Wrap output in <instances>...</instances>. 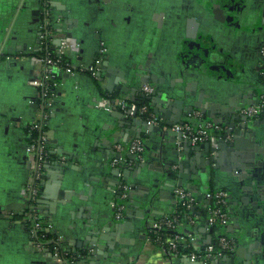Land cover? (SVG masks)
<instances>
[{
    "label": "crops",
    "instance_id": "crops-1",
    "mask_svg": "<svg viewBox=\"0 0 264 264\" xmlns=\"http://www.w3.org/2000/svg\"><path fill=\"white\" fill-rule=\"evenodd\" d=\"M229 1L51 0V29L76 44L67 61L89 67L102 45L107 57L96 78L76 71L56 79L47 109L40 89L30 85L42 74L44 4L0 0V264H55L46 251L30 249L27 232L15 222L31 182L30 125L43 112H49L45 143L55 158L44 164L38 204L52 233L79 257L77 264H196L187 257L170 261L146 244L150 222L176 213L173 192L180 177L182 187L194 193L224 190L231 198L237 248L221 264H264V114L248 135L239 133L233 120L264 90L258 76L264 0ZM147 72L166 122L188 121L197 105L210 116L225 112L223 127L231 124L236 130L234 145L211 142L210 148H217L214 162L202 161L198 168L193 154L179 158L174 152L177 137L165 122L160 132L148 134L96 108L102 98H140L139 82ZM138 137L144 143V168H131L126 177L131 199L118 222L113 211L117 177L109 162L116 144L127 146ZM237 160L245 163L240 176L231 172ZM206 216L205 207H199L197 228L184 229L203 243L215 236L199 233Z\"/></svg>",
    "mask_w": 264,
    "mask_h": 264
},
{
    "label": "built area",
    "instance_id": "built-area-1",
    "mask_svg": "<svg viewBox=\"0 0 264 264\" xmlns=\"http://www.w3.org/2000/svg\"><path fill=\"white\" fill-rule=\"evenodd\" d=\"M44 4V20L40 25L39 41L44 55H40L38 60L42 66V74L39 79L30 82L31 86L40 89L42 97L46 101V108L50 109L54 99L53 90L57 86L58 77L63 73L74 74L76 71H84L96 78L99 74L101 64L106 55V48L102 45L98 56L89 67H74L65 58L71 54L76 44L71 37L63 33L49 29V12L51 0H41ZM57 43V47L51 49L50 46ZM1 59V52H0ZM141 95L150 98L153 94V87L149 84H142ZM96 108L105 113L120 112L129 118L143 121L147 126H158L162 123V119L158 118L151 109L146 105H139L132 97L122 96L111 100L110 98H102L96 104ZM264 100L260 99L257 103L241 107L239 115L248 122L256 121L263 113ZM49 112H43L38 120L30 125L32 132L42 131L40 136L31 139L28 153L32 157V174L31 182L27 188L24 221L30 223L29 233L33 249L37 252H43L47 248L42 243L39 234L45 230L51 238L46 242L54 244L51 255L56 264H65L63 258V250L65 245L60 236L52 233L51 226L45 221L38 200L40 196V187L43 183L44 172L42 170L45 163L53 160L44 138V123ZM171 131L178 136V151L182 150L181 144L186 142L192 147L205 143H211L215 140L223 142H231L232 136L226 133V128L206 119L200 111L191 114L188 121L181 124H174ZM115 156L110 160L109 164L117 177V198L113 205L115 221H122L127 209V203L130 200L131 188L124 177V168L133 167L134 163L127 160L126 156H134L140 162H144V143L142 139H133L127 146L116 144L114 146ZM60 164L65 165L64 157H56ZM177 211L171 216L157 218L150 222L149 231L146 237L148 247L153 246L159 248L167 259L170 261L179 259L180 251L189 249V253L184 256L197 264H215L223 259L227 254L235 250L236 240L234 235L228 231L230 216L228 213L229 197L222 190L209 192L204 194V201L209 203L206 206L207 220L205 222V230H216V235L209 242H202L197 236L193 235L190 228L196 227L195 214L192 210L200 206L199 201L193 192L187 188L177 187L173 192ZM202 205L204 207L206 205ZM182 209V213H178V209ZM188 228L187 231H184ZM162 232L152 240L150 233L156 234ZM79 258V257H78Z\"/></svg>",
    "mask_w": 264,
    "mask_h": 264
},
{
    "label": "water",
    "instance_id": "water-1",
    "mask_svg": "<svg viewBox=\"0 0 264 264\" xmlns=\"http://www.w3.org/2000/svg\"><path fill=\"white\" fill-rule=\"evenodd\" d=\"M59 33L65 34L64 32H59ZM65 35L68 36L67 34H65ZM68 37H70V36H68ZM144 75H145V77H143V75L141 76V80H140L139 83H142V84H151L154 87V89H155L153 79L151 78V76H149V73L147 72ZM155 94L156 93L154 91V93L150 97V104H151L152 112L158 118L162 119V122L163 123L165 122L167 126H170L169 132H172L171 131V127L174 124H181V123H179V122H172V123L166 122V120L164 119V117L161 116L160 111L157 110V107H156L157 102H156V100H154ZM140 97H143V95H140ZM195 109L198 110V111H200L206 119H209L210 121H212L214 123H219L221 125L224 124L223 116L225 115V112H221V111H219V112H213L214 115L213 116H210L205 111V108L203 106H201V105H197L195 107ZM229 113L232 115L231 112H229ZM235 114L236 115L233 118V120H236V122H234V126L236 127V129H237V131L239 133H244V134L246 133L248 135L249 134V131H250V126L251 125H256L257 126L258 123L261 121V120H258V121L248 122L246 119H244L243 117H241L238 112H235ZM110 115L111 116L112 115H118L120 118H124L127 121V123H130L133 126H142L143 127V130H145L148 134H151L153 132H160L161 131V126L160 125L154 126V127L153 126H147L145 124V122L139 121V120H135L133 118H129L128 116H126V115H124V114H122V113H120L118 111L113 112ZM234 126L230 124V126L228 127L229 133L230 134H233V135H235V132H236V130L234 129ZM173 134L177 137L176 140L178 141V136L175 133H173ZM176 140L174 141L175 143H176ZM234 142H235V138L233 137L231 142L224 143L222 141H219L217 143H222V144L230 147V146H233L234 145ZM181 147H182V150L181 151H178V146L177 145L174 147V152L177 154V156L179 158H183L184 156H188L189 154H193L194 155V158L192 160L195 162V164L197 165L196 167H198V168L200 167L199 165H201L202 161H204L207 165H211V163L214 162L215 152L217 151V148H215V149L210 148V143H205V144H201V145L192 147L188 143L184 142V143L181 144ZM133 160H136V159L134 158ZM136 161H137V163L132 167V168H135V172H137L138 169L144 168V165H141V163H139L138 160H136ZM241 161L242 160H237L238 165H234V166L231 167V170L232 171L233 170H237V173H240V174H238V176L242 175L241 174L242 173V170L241 169H242V166L245 165V163L244 164H240ZM112 172L116 176V172L115 171H112ZM132 172H134L133 169H132ZM128 173H131V169H128V170H125L124 171V177L125 178L127 177ZM180 179L181 180H180L179 184L177 185L178 187H182L183 186L182 180H184V178H181L180 177ZM185 180H186V184L190 185V183H191L190 182V179L187 178ZM131 191H132V188H131ZM194 194L197 196V193H194ZM130 199H131V197H130ZM197 199L200 200L201 199L200 196H197ZM232 222H233V219H232ZM205 232H206L205 229H203L201 232L199 231V233H205ZM229 232L233 234L232 226L229 228ZM88 251H90V254L89 255H90L91 259H93L95 261V258H96L95 252H93V248L91 247V245H89ZM223 259H225V258H223Z\"/></svg>",
    "mask_w": 264,
    "mask_h": 264
},
{
    "label": "flooded vegetation",
    "instance_id": "flooded-vegetation-1",
    "mask_svg": "<svg viewBox=\"0 0 264 264\" xmlns=\"http://www.w3.org/2000/svg\"><path fill=\"white\" fill-rule=\"evenodd\" d=\"M230 3H228V4H231L232 2H233V0H231V1H229ZM263 16H264V12H263ZM49 18H51V14H50V12H49ZM263 23H264V20H263ZM52 27L49 25V29H51ZM52 30V29H51ZM40 29H39V35H40ZM40 42V41H39ZM258 55H259V66H258V76H259V78H260V80H261V82H262V84H263V86H264V44H262L261 46H260V48H259V52H258ZM107 57V50H106V55H105V57H104V59ZM103 59V60H104ZM103 63V62H102ZM102 65V64H101ZM149 85H151V84H149ZM152 86V85H151ZM153 87V86H152ZM153 90L155 91V89H154V87H153ZM141 91V90H140ZM154 91H153V93H154ZM150 99V98H149ZM260 99H262V100H264V90L262 91V93H259L258 94V101L260 100ZM135 100H137V99H135ZM150 109H151V104H150ZM151 111H152V109H151ZM195 111H198V110H194V112ZM263 114H264V110H263V113H262V115L256 120V121H258V120H260V118L263 116ZM209 120V119H208ZM253 122V121H252ZM222 127H223V125H221ZM31 128V127H30ZM226 128V127H225ZM42 131H37V132H32L31 131V136H33V137H35V136H40V133H41ZM36 133V134H35ZM226 133L228 134V135H231L232 136V138L234 137V135L233 134H230L229 133V130H228V128H226ZM141 139V138H140ZM217 141H220V140H217ZM223 142V141H222ZM224 143H228V142H224ZM48 149V148H47ZM48 152H50L49 151V149H48ZM145 152V151H144ZM126 158H127V160H129V161H131V158H135L136 160H138L136 157H134V156H126ZM136 160H134V161H131V162H133L134 163V165L137 163V161ZM136 161V162H135ZM139 161V160H138ZM139 163H142V162H140L139 161ZM133 165V166H134ZM44 167V166H43ZM132 168V167H131ZM131 168H124V171L125 170H128V169H131ZM42 170H43V168H42ZM44 172V171H43ZM233 172V174L235 175V176H238V174H240V173H237V170H233L232 171ZM31 174H32V170H31ZM31 174H30V177H31ZM43 179H44V177H43ZM126 182H127V179H126ZM128 183V182H127ZM42 185V184H41ZM128 185H129V183H128ZM29 186V185H28ZM28 186H27V188H28ZM130 186V185H129ZM130 188H131V186H130ZM216 191H219V190H213V191H211V190H207V191H205L204 193H203V195H201V194H197V196H200V200H198L199 201V204H200V206L199 207H202V205H204L206 202L204 201V194H206V193H209V192H216ZM222 191H224V190H222ZM26 193H27V189H26V191H25ZM224 192H226V191H224ZM227 193V192H226ZM194 194V193H193ZM228 194V193H227ZM195 195V194H194ZM196 196V195H195ZM197 196H196V198H197ZM228 197H229V208H228V213H229V216H230V223H229V226H228V231H229V228L232 226V213H231V201H230V196H229V194H228ZM130 201V200H129ZM38 202H39V200H38ZM39 205V204H38ZM209 205V203H206V205L204 206L205 207V210H206V206H208ZM199 207L198 208H196V209H194V210H192V213L193 214H195V216H196V211L199 209ZM25 208V207H24ZM23 208V210H22V212H21V216L20 217H16L17 218V220H15V222H18L19 224H21L23 227H24V229H25V231L27 232V234H28V238H29V243H30V249L31 250H33V251H35L34 249H33V246H32V242H31V237H30V233H29V227H30V223L29 222H27V221H24V219H23V215H24V212H25V209ZM176 211H177V208H176ZM206 213H207V211H206ZM206 220H207V216L203 219V221H204V229H205V222H206ZM197 228V227H196ZM205 233H209V234H211V235H216L215 233H216V230H211V231H206ZM202 234V233H201ZM234 238H235V240H236V246H235V250H236V248H237V239H236V237L234 236ZM212 238H210V240H211ZM235 250L232 252V253H230V254H227L224 258L225 259H221V260H219V261H217L215 264H221L222 263V261H224V260H226V259H228V258H231L232 257V255L234 254V252H235ZM47 253H49L50 254V256H51V258H52V255H51V251L50 250H48V249H46L45 250ZM44 252V251H43ZM76 258L78 259V261H79V258L77 257V254H76ZM52 260H53V258H52ZM54 261V260H53ZM221 261V262H220ZM54 263L56 264V262L54 261ZM66 264V263H65Z\"/></svg>",
    "mask_w": 264,
    "mask_h": 264
},
{
    "label": "trees",
    "instance_id": "trees-1",
    "mask_svg": "<svg viewBox=\"0 0 264 264\" xmlns=\"http://www.w3.org/2000/svg\"><path fill=\"white\" fill-rule=\"evenodd\" d=\"M44 54H45V51L42 50V52H40V55H44ZM66 62H68V61H67V59L65 58V61L63 62V64L66 63ZM58 79H59V77H58ZM136 101H137V103H138L139 105H146V106H148V107L150 108V99H149V98L140 97V98H138ZM35 134H36V133H35ZM36 137H37V136H35V138H36ZM178 213H179V214L182 213V209H181V208L178 209ZM161 233H162V232H158V233H156V234H152V233H150L149 236H150V238H151L152 240H154L157 236H160ZM39 237H40L42 243L46 246V248H47L48 250L51 251L52 248H53V246H54V244L49 243V242H46L48 239L51 238V236H50L45 230H43V231L39 234ZM189 251H190L189 249L181 250V251H180V256H181V257L186 256V255L189 253ZM62 253H63V258H64V261H65L66 264H77V263H78V259L76 258V254H75L74 252H71V251L67 250V248H65V250H63Z\"/></svg>",
    "mask_w": 264,
    "mask_h": 264
}]
</instances>
